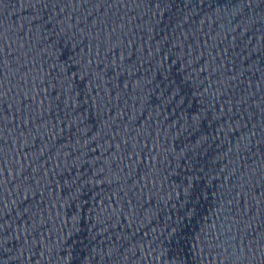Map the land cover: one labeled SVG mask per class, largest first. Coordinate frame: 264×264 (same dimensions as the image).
I'll return each instance as SVG.
<instances>
[{
    "label": "water",
    "instance_id": "95a60500",
    "mask_svg": "<svg viewBox=\"0 0 264 264\" xmlns=\"http://www.w3.org/2000/svg\"><path fill=\"white\" fill-rule=\"evenodd\" d=\"M0 264H264V0H0Z\"/></svg>",
    "mask_w": 264,
    "mask_h": 264
}]
</instances>
